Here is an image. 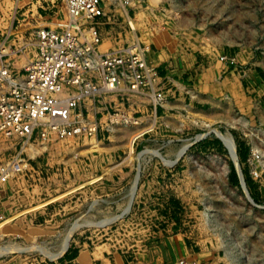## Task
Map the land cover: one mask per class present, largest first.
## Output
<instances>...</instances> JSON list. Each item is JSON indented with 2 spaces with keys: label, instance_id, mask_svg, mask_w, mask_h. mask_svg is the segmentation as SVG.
Returning <instances> with one entry per match:
<instances>
[{
  "label": "rangeland",
  "instance_id": "rangeland-1",
  "mask_svg": "<svg viewBox=\"0 0 264 264\" xmlns=\"http://www.w3.org/2000/svg\"><path fill=\"white\" fill-rule=\"evenodd\" d=\"M25 3L0 0V21L15 20ZM102 6L100 45L107 36L114 47L139 42L162 100L150 90L112 97L109 109L133 124L110 126L103 103L83 108L99 122L94 133L40 130L27 140L0 130V166L11 167L0 186V264H90L101 255L149 264L154 249L171 252L161 264H264V0ZM7 32L4 51L21 49L10 56L22 67L32 29ZM203 67L217 69L219 115L202 104L167 110L178 84ZM173 236L194 253L177 258Z\"/></svg>",
  "mask_w": 264,
  "mask_h": 264
},
{
  "label": "built area",
  "instance_id": "built-area-1",
  "mask_svg": "<svg viewBox=\"0 0 264 264\" xmlns=\"http://www.w3.org/2000/svg\"><path fill=\"white\" fill-rule=\"evenodd\" d=\"M65 7L67 20L61 28L32 30L28 62L22 67L0 63V130L8 135L28 140L40 130L94 133L99 122L89 121L83 108L94 112L95 103H103L110 126L133 124L134 118L109 109L112 97L134 93L144 99L150 90L162 100V89L154 83L159 77L139 42L100 50L96 25L105 15L102 0H65ZM18 51L5 52L1 44V57ZM9 169L0 166V186Z\"/></svg>",
  "mask_w": 264,
  "mask_h": 264
},
{
  "label": "crops",
  "instance_id": "crops-1",
  "mask_svg": "<svg viewBox=\"0 0 264 264\" xmlns=\"http://www.w3.org/2000/svg\"><path fill=\"white\" fill-rule=\"evenodd\" d=\"M16 7L15 20H8L7 23L0 21V63L2 60H6L13 66H16L17 60H15L12 56L9 55L7 57H1V42H4L5 44L7 40V31H26L27 29L33 30L38 27L53 29L61 28L67 20V10L65 5H61L60 3L54 2L53 0H26L24 5L17 4ZM112 38L113 37L110 36L103 37V42L100 45V49L103 50V48H107L106 50H109L111 47H114L116 43L112 42ZM104 44L106 45L104 46ZM161 54L162 57L160 56L159 59L165 60L164 52H160V55ZM198 70L199 71H197L196 76L192 77V79L188 78L187 80H183L182 83L178 84L179 87L175 88V98L168 100L166 104H164V107L167 110L172 109L178 114H182V109L185 106L188 110H190L192 109L191 107L193 105L202 104L204 108L201 110V112H203L205 115L210 117H213L215 114L219 115L218 110H220V105H222L223 102L212 92V90L217 87L216 85L219 84L216 82V80H218L217 78H219V75L217 76V69H215V67L206 69L203 67ZM194 93L196 94V98L193 96ZM181 239L182 238L178 236H173L170 238V242L175 245L174 248L176 249L175 254L177 255V258L181 255H190L194 253L191 252V248L182 246ZM152 251H155L154 253H156L158 257L156 258V262H151L149 264H161V262L164 263L168 260L166 255H168L170 251H165L164 253L161 251L158 252L156 249ZM164 255L166 258H164ZM99 261L100 262H98V259L95 258L92 259L90 264H106L107 262L106 257H103L102 255L100 256ZM114 261L124 263V260L121 258V256H114ZM79 264L87 263L83 260L82 263Z\"/></svg>",
  "mask_w": 264,
  "mask_h": 264
},
{
  "label": "bare ground",
  "instance_id": "bare-ground-1",
  "mask_svg": "<svg viewBox=\"0 0 264 264\" xmlns=\"http://www.w3.org/2000/svg\"><path fill=\"white\" fill-rule=\"evenodd\" d=\"M67 14V13H66ZM66 18H67V16H66ZM132 47H133V45H132ZM112 49V48H111ZM110 50V49H109ZM104 51H108V50H104ZM216 129H218V128H216ZM222 137V136H221ZM226 137V141L230 144V146H231V148L234 146L233 145V141H232V139L229 137V136H225ZM226 143V142H225ZM232 152L231 153H233V150H231ZM233 155V154H232ZM234 156V155H233ZM10 170V169H9ZM69 237V236H68ZM67 237V238H68ZM67 238L64 240V242L62 243V245H61V247H60V252L62 251V249L64 248V246H65V244H66V242H67ZM15 246V245H14ZM12 247H13V245H12ZM4 248V247H3ZM18 249H21V248H18ZM24 249V248H23ZM22 250V249H21ZM59 252V253H60ZM57 255V254H56Z\"/></svg>",
  "mask_w": 264,
  "mask_h": 264
}]
</instances>
